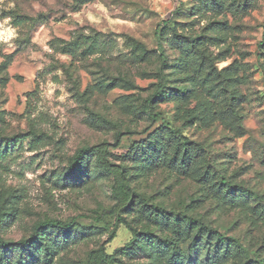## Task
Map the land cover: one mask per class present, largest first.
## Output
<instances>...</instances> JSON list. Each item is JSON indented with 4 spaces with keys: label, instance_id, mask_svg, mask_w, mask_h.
I'll return each mask as SVG.
<instances>
[{
    "label": "rangeland",
    "instance_id": "rangeland-1",
    "mask_svg": "<svg viewBox=\"0 0 264 264\" xmlns=\"http://www.w3.org/2000/svg\"><path fill=\"white\" fill-rule=\"evenodd\" d=\"M0 150L6 242L77 226L0 264H264V0H0Z\"/></svg>",
    "mask_w": 264,
    "mask_h": 264
},
{
    "label": "trees",
    "instance_id": "trees-1",
    "mask_svg": "<svg viewBox=\"0 0 264 264\" xmlns=\"http://www.w3.org/2000/svg\"><path fill=\"white\" fill-rule=\"evenodd\" d=\"M168 24H169V21H164L163 24L161 26H159V28L156 31V35H157L158 40L160 42V46H159L160 49H163V45L161 42L163 41V39L165 37V31L167 29ZM188 52H189V50H188ZM161 57H164V55L162 54ZM153 101H154V98L147 100L145 107H146L147 113L149 114L150 118H152L155 122H157L158 116L154 115L152 112V109H151ZM14 140H15V142H18L17 138L13 139V141ZM193 146H194V144L191 142L184 143L183 147L185 148V153L183 156V158H184L183 162L187 161L190 163V161L192 159L199 157L201 150H197L195 148L194 152H192L194 149ZM134 150L135 149L132 148L131 151L129 152L130 154L128 153L127 155L132 157L133 154L137 153V151L133 152ZM93 155H94L93 149H91V148L78 151L71 161L70 171L77 173V172L83 170L84 168L88 167L89 160L93 157ZM4 157H5L4 152H2L0 150V163L5 159ZM188 157H190V158H188ZM120 202H122V204H123V206H122V207H124L123 211H125V210L128 211L130 208V205L133 204V201L128 196V193L125 195L124 198H120ZM110 213H114L113 210H111L109 212H105L101 217L97 218V221L98 222L103 221V219ZM119 221L124 222L125 220L119 219ZM76 227L77 226H75V224L73 222L68 223V222H63L60 220H54V219L47 218L43 222H41L40 224L36 225L35 231L29 239L22 240V241H19L16 243H9V242H6L0 236V246L6 250H9L12 248H18V247H23L25 250H37V249H39L38 246L40 245V240H41L40 239V233L41 232H43L45 230L58 231V232H71ZM134 235L136 237L130 244H128L126 247L118 250L115 253L116 257L115 256H107L106 254H103L102 255L103 264H125V261H130V258L138 253L136 250V246H135L134 242L139 237V234H137L135 232ZM115 237H116V233L114 231L111 233L108 242H112ZM147 241L158 249L165 245L159 239H156L155 241H153L151 238H148ZM63 243L65 245H67L66 241H64ZM171 246L175 247L174 244H172ZM239 248H241V247L239 246ZM61 250H62L61 244H59V242L56 241L54 244H52V249H50V248L45 249L46 257L49 258L51 255L58 254ZM52 252H53V254H52ZM173 259H176V255L173 256Z\"/></svg>",
    "mask_w": 264,
    "mask_h": 264
}]
</instances>
